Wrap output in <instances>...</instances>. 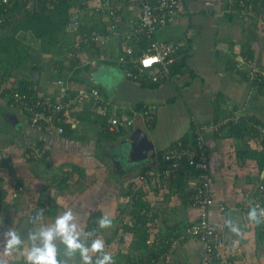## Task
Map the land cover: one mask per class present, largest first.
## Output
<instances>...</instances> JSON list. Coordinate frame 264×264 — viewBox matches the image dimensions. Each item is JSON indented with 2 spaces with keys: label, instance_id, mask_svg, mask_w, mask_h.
<instances>
[{
  "label": "crops",
  "instance_id": "0c3cea01",
  "mask_svg": "<svg viewBox=\"0 0 264 264\" xmlns=\"http://www.w3.org/2000/svg\"><path fill=\"white\" fill-rule=\"evenodd\" d=\"M33 1L27 8L35 6ZM178 1L180 13L156 34L163 41L186 43L176 83L139 84L126 78L117 63L125 46L121 36L140 18L138 0H68V19L55 43L30 33L14 35L20 41L17 55L22 63L12 61L11 76L0 82V240L9 228L22 233L25 243L20 250L25 254L27 233L53 223L70 207L85 231L93 217L106 215L113 220L112 228L96 235L105 241L116 264H200L202 243L180 236L198 216V210L186 205L195 174L156 187L143 185L137 193L131 188L141 171L163 167L162 153L189 137L194 118L208 128L214 197L209 219L225 243L220 264H264V224L250 225L245 213L255 187L264 184V170L257 168L247 152L264 149L260 139L248 132L257 122L264 126V94L235 70L237 60L248 53L264 66V28L260 24L264 1ZM106 2L118 8L117 33L102 11ZM71 14L78 15L81 33L106 37L105 44L76 48L78 35L68 26ZM5 30L0 35H12ZM134 51L136 54L137 49ZM111 69H117L122 79L108 89L104 78L111 75ZM11 86L27 87L31 95L51 100L95 87L128 115L135 112L134 126L122 135H113L106 131L107 116L95 104L85 103L64 117L62 133L34 127L8 98L6 89ZM144 108L152 113L151 126L141 114ZM226 120L229 124L213 129ZM234 123H241L246 132L236 134L230 128ZM133 133L152 145L153 163L127 159L125 140ZM32 149H38L42 158L27 162V152ZM135 194H141L137 201ZM261 202L264 204V194ZM40 210L43 216L34 222ZM229 218L240 224L242 237L223 226ZM57 244L63 258V246ZM1 256L0 264L21 262L14 255ZM77 257L69 264H80Z\"/></svg>",
  "mask_w": 264,
  "mask_h": 264
},
{
  "label": "built area",
  "instance_id": "2783aa9c",
  "mask_svg": "<svg viewBox=\"0 0 264 264\" xmlns=\"http://www.w3.org/2000/svg\"><path fill=\"white\" fill-rule=\"evenodd\" d=\"M14 0H0V24L3 23V12ZM24 1V0H23ZM140 5V18L131 31L122 35L125 42L122 54L117 63L124 69L125 76L137 83H176L179 81L180 72L178 66L181 62L186 43L184 41H163L157 38L158 29L167 26L172 19L180 13L181 7L178 0H138ZM246 6V5H244ZM102 11L106 13L111 21L110 29L118 32V24L115 22L118 8H112L107 2L103 4ZM264 28V19L260 22ZM69 31L78 35L76 48L81 44L86 46L104 45L106 37L99 38L95 34H84L79 31L78 15L71 14L68 21ZM134 49H137L136 54ZM145 55L158 56L159 62L151 68L144 70L141 67V60ZM177 67V68H176ZM235 70L244 74L252 84L264 81V66L256 60L246 59L241 56L235 65ZM63 86V82H58ZM11 103L28 118V122L44 130H54L62 133L61 123L66 115L85 103H93L102 115H106V131L113 135H122L125 131L134 126V115L128 113L105 99L101 91L95 87L80 88L71 95H66L59 100H51L46 97L33 96L30 93H22L18 87L11 86L6 89ZM67 88H64L65 93ZM142 116L148 126L152 125V113L144 108ZM229 120L214 125L217 130L222 125H227ZM207 127L192 119L189 130V137L178 144L165 150L161 155L163 167L157 170L146 171L139 174L134 182H131L132 192L137 193L143 185L148 187L165 184L176 180L180 176H188L189 170L195 172V185L186 199V205L198 210L197 219L190 222L187 232L183 238H196L203 245V257L200 264H220L224 259L225 243L218 235L210 222L209 209L214 204L213 178L209 164V148L207 145ZM254 135L264 143V128L254 126ZM27 162L39 161L41 153L38 149L27 152ZM187 169V170H186ZM264 194V184H259L254 189V196L251 201L258 203L261 207V195ZM13 196L14 192H13ZM249 208V207H248ZM248 208L245 209L247 214ZM141 215H146L141 211ZM87 231V227H86ZM150 241H148V244ZM124 264H151L149 262H127Z\"/></svg>",
  "mask_w": 264,
  "mask_h": 264
},
{
  "label": "clouds",
  "instance_id": "9594fccd",
  "mask_svg": "<svg viewBox=\"0 0 264 264\" xmlns=\"http://www.w3.org/2000/svg\"><path fill=\"white\" fill-rule=\"evenodd\" d=\"M159 59L158 56L145 55L141 60L142 69L151 68L159 62ZM110 72L111 75L104 78V86L108 89L116 86L122 79V74L117 69H111ZM248 203L246 214L248 223L257 227L264 224V207L251 200ZM42 216L43 210H40L33 221H39ZM95 223L96 229L85 231L80 226L79 215L74 214L73 209L69 207L57 216L53 223L47 226L41 225L38 230H30L26 237L29 245L25 252L26 264H69L77 255L80 264H116L113 254L106 251L105 241L96 235L97 232L112 228L113 220L102 215ZM223 226L234 236H243L242 228L237 221L231 218L225 219ZM2 235L0 253L4 256H12L25 243L22 239L23 234L14 229L9 228ZM57 241L63 246V258Z\"/></svg>",
  "mask_w": 264,
  "mask_h": 264
},
{
  "label": "trees",
  "instance_id": "16d2710c",
  "mask_svg": "<svg viewBox=\"0 0 264 264\" xmlns=\"http://www.w3.org/2000/svg\"><path fill=\"white\" fill-rule=\"evenodd\" d=\"M30 1L31 0H24V1L14 0L9 4V6L5 7V12H3L4 18H3V23L0 24V30H3L5 32L6 31L5 29L8 28L9 29L8 31L10 32L12 31V35L11 36L7 35V33L5 35H0V65H1L0 82L3 79L9 78L11 76L10 63H12V61L15 62L14 64L17 63L18 65L22 63L20 59L21 56H19V54L17 55L20 41L15 38L14 35L16 33H20V32L30 33L36 39L47 38L50 43H52L53 41H54L53 43H55V38L57 34L62 31V29L64 28L67 22L68 10H69L68 0H50L47 3L46 1L42 3L40 0H35L33 1L35 6L29 9L27 8V5ZM48 4H51L50 5L51 7H49ZM1 8L2 7H0V9ZM15 56L18 57V59L15 58ZM242 56L245 57L246 59H251L249 53ZM15 59L17 60L15 61ZM181 60H182V65L180 63V65L178 66L179 67L178 71L180 72L182 66L184 65L183 56L181 57ZM119 67L123 68L121 65H119ZM252 85L257 87L259 93L264 94L263 91L264 81L258 83V80H256L252 83ZM19 89L21 90L22 93H28V94L30 93L27 90V87L26 88L19 87ZM258 123L260 122H257L254 126H261L264 128L263 125ZM253 127H250V130H248L249 134H254ZM230 128L231 130H235L236 134H241L242 132L245 133L247 130L246 127L243 128L241 123L231 124ZM263 147H264V143H263ZM247 152H249L248 156L256 162L257 168L259 170H264V149L256 150V151H247ZM146 171H148V169L141 171L140 174H143ZM189 173L195 174L193 170H189ZM181 177L184 176L182 175L178 177L176 180H179V178ZM140 197L141 194H135L136 201L137 198L139 199ZM133 213H131V215ZM145 218L146 220H149L147 216ZM98 219H99L98 217L91 218L89 222V226L87 227V231H93L94 229L97 228L95 222ZM13 255L16 257L15 259L16 261L18 260L21 261L19 262L20 264H22V262H25V260L23 259L24 255L22 256L16 252Z\"/></svg>",
  "mask_w": 264,
  "mask_h": 264
},
{
  "label": "water",
  "instance_id": "95a60500",
  "mask_svg": "<svg viewBox=\"0 0 264 264\" xmlns=\"http://www.w3.org/2000/svg\"><path fill=\"white\" fill-rule=\"evenodd\" d=\"M126 157L134 163L148 161L153 163L154 151L152 145L147 143L137 133H133L125 140Z\"/></svg>",
  "mask_w": 264,
  "mask_h": 264
},
{
  "label": "rangeland",
  "instance_id": "374dc122",
  "mask_svg": "<svg viewBox=\"0 0 264 264\" xmlns=\"http://www.w3.org/2000/svg\"><path fill=\"white\" fill-rule=\"evenodd\" d=\"M253 136H255L254 134H253ZM256 138H258L259 139V137H257V136H255ZM23 251H21L20 249L16 252V253H19L20 255H22L23 256V254L24 253H22ZM25 255V254H24ZM1 257H4L5 258V256L2 254V256ZM8 258L10 257V256H7ZM77 258H79V257H77ZM23 259L25 260V257L23 256ZM19 261V260H18ZM22 263H26V261L25 262H22Z\"/></svg>",
  "mask_w": 264,
  "mask_h": 264
}]
</instances>
